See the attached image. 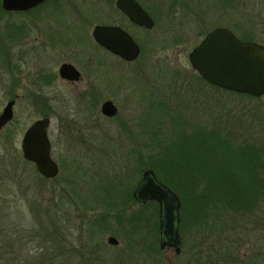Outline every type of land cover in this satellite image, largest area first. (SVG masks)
I'll return each instance as SVG.
<instances>
[{"label":"rangeland","instance_id":"obj_1","mask_svg":"<svg viewBox=\"0 0 264 264\" xmlns=\"http://www.w3.org/2000/svg\"><path fill=\"white\" fill-rule=\"evenodd\" d=\"M160 3L151 0L154 26L149 32L130 28L142 43L131 63L99 49L90 37L92 25L101 20L95 16L86 20L88 12L108 7L111 0H58L53 4L55 9L46 5L39 10L41 18L36 13H0V51H9V64L0 61V110L10 97L15 100L12 118L0 129V264H194L191 257L198 250L212 258H224V252L228 253V263L243 264L246 256L249 264H264V253L252 254V248H264L262 201L250 215H221L206 225H181L178 213L179 253L164 249L140 258L132 252L134 245L128 229L114 225L111 207L100 201L108 198L97 190L99 184L113 195L111 198L119 194V201L127 200L125 212L137 208L127 199L143 169L136 167V161L146 152L143 145L153 120L165 121L166 117L163 107L142 98L147 90L159 92V86L157 91L152 87L160 83L161 77H171L176 72L185 75L182 83L175 78L177 83L167 87L163 83L165 89L160 90L165 97L187 99L185 114L229 119L241 135L246 136V126L253 136H264V95L261 102H243V96L199 86L197 89L190 82L194 71L186 57L214 26H225L235 36L239 32L245 36L249 32L243 31V26L253 20L252 33L264 36V0H230L227 18L219 11L224 1H195L188 14L195 16L192 25L172 24L161 12ZM176 7L169 6L173 8L171 18L181 14ZM245 11L250 15L247 20L243 18ZM6 22L23 24L24 37L19 43L11 45L7 41ZM78 34L82 39H76ZM61 62H70L86 74L72 84L53 80ZM104 67L108 70L106 77L113 81L103 83L97 101L91 102L95 96L88 70ZM43 97L47 102L41 101ZM103 99L116 106V116L102 117L98 109L91 113L92 106ZM202 103L209 105L204 112ZM50 106L54 110L51 115ZM49 115L50 155L61 163L59 172L52 181H30L24 173L20 138L33 120ZM67 162L70 165L66 167ZM78 194L81 200L100 202L80 205ZM98 213L109 216L110 227L91 232L86 221ZM109 235L117 239V245L106 243Z\"/></svg>","mask_w":264,"mask_h":264},{"label":"trees","instance_id":"obj_2","mask_svg":"<svg viewBox=\"0 0 264 264\" xmlns=\"http://www.w3.org/2000/svg\"><path fill=\"white\" fill-rule=\"evenodd\" d=\"M12 34L8 32L9 37ZM242 34L239 32L236 37L243 40ZM134 40L141 48L142 43L136 37ZM1 51L0 61L9 64V59ZM175 78H179L181 83L183 79L186 80L183 73L177 72L171 77H161L160 83L152 87L157 91L156 88L159 86V92L152 94L147 90L142 98L145 101L150 99V102L163 107L166 117L165 121H161L160 118L153 120L148 138L143 145L146 152L136 161V167L152 170L156 179L177 195L181 225L189 223L190 227L197 222L206 225L209 221L214 223L221 215H250L258 202H264V136H261L262 139L253 136L252 131L245 130L246 126L243 128L246 136L241 135L229 119H221L217 116L204 117L203 113L198 117L191 115L192 113L185 114L184 110L188 108L184 102H187V99L176 96L171 99L162 93L165 89L162 84L165 83V87L175 84ZM190 82L197 89L199 86L212 89L214 92L243 96L241 93L208 84L196 72L192 73ZM169 102H178V104L173 106ZM208 106L202 103L201 111L204 112ZM168 112L170 113L167 117ZM22 162L25 166L24 173L30 181L46 182L56 178L45 179L35 171L32 163L24 159ZM97 186V190L108 198L104 201V197L100 201L107 202L106 205L111 207L113 224L128 229L127 235L134 245L132 252L135 257L149 256L155 251L160 252L161 249L157 247L159 236L157 203L154 201L138 203L128 195L127 199L135 203L137 208L125 212V207H128L126 199L119 201V194L111 198L113 195L107 193L104 187L100 184ZM93 201L95 200H81L78 194L80 205L89 206L87 204H92ZM108 217L106 214L98 213L89 216L86 224L91 232L104 231L110 227ZM193 253L191 259L194 264H234L228 263L229 254L225 252L224 258L222 256L212 258L210 254L203 255L200 250ZM262 253L264 248L261 246L252 248L253 256H260ZM249 262L248 257L243 256V264Z\"/></svg>","mask_w":264,"mask_h":264},{"label":"water","instance_id":"obj_3","mask_svg":"<svg viewBox=\"0 0 264 264\" xmlns=\"http://www.w3.org/2000/svg\"><path fill=\"white\" fill-rule=\"evenodd\" d=\"M43 0H0L6 11L26 10ZM116 5L131 21L144 27L152 22L144 17L140 10L128 0H116ZM90 35L95 44L124 61H133L139 55V47L131 36L118 26L95 24ZM190 68L208 84L235 93H248L260 96L264 93V51L255 42L243 41L224 26L212 27L206 31L186 54ZM58 74L68 80L77 79L78 72L70 63H62ZM13 99L5 101L0 110V129L12 118ZM105 115H112L114 107L109 100L101 105ZM48 118L33 120L20 138L22 159L32 163L35 171L45 179H51L58 173L51 159L50 144L47 137ZM132 196L139 202L154 201L158 207V247H173L178 254L179 235L177 232L179 201L177 195L159 182L152 170L141 171L139 184ZM106 243L116 245L117 239L109 235Z\"/></svg>","mask_w":264,"mask_h":264},{"label":"flooded vegetation","instance_id":"obj_4","mask_svg":"<svg viewBox=\"0 0 264 264\" xmlns=\"http://www.w3.org/2000/svg\"><path fill=\"white\" fill-rule=\"evenodd\" d=\"M57 1L58 0H43L42 2L36 4L35 6L29 8V9H26V10H16V11H6V10L2 9L1 4H0V10H1V12L3 14H5V13L6 14L7 13H15V14H27L28 15V14H31V13H33V14L36 13L35 16L37 18H41L43 15H41V11H39V10H41V8H43L44 6L46 7V5H49V7H52V8L55 9L56 7H53V4L56 3ZM128 1L131 2V3H133L140 10V13L144 17L148 18L152 22V25L150 27H147L146 28V27H144L142 25H138V24L134 23L133 21H131L130 18L124 12H122L119 9V7L116 5V0H111V4L108 7L106 6V7H104V9L103 8H100L96 13H93L92 14V13H89L88 12V14H90V15H87L85 19L88 20L91 17L93 18V16H95L96 18H98V19L101 20V23H95V24H107V25L108 24H111V25L118 26L121 29H123L124 31H126L131 36V38L134 40V37H136V36H134V34L132 33V31H130V28L138 29L140 31H144V33L149 32L152 29V27L154 26V18H153L154 12H153V9H152L151 0H128ZM159 1L161 2L160 3L161 12H164L167 15V20L170 21L172 24H174V25H188V24H191L192 25L193 24L192 22L195 20V16L188 15V14L191 13V11H193V9H194V4L193 3L195 1L198 2V0H159ZM223 1H224V6L223 7L220 6L219 7V11L221 10L224 13V16L227 18V17H230V15H228V12H227V11L231 10V8L229 9L227 7V3H229L230 0H221V2H223ZM171 4H176L177 7H176L175 10L178 11L179 13H181L177 18L176 17L175 18H171L172 15L170 14L171 13L170 11L173 10V8H169V6ZM177 8H180V9H177ZM47 9H49V8H47ZM244 13L245 14L243 15V18L246 17L244 19L247 20V16H250V15H247L248 14L247 11H245ZM250 20H251V18H250ZM252 22H253V20L247 21V24L243 26V31H246V32L248 31L249 32V34L245 32L247 35L243 36V41L255 42L256 44H258L259 46H261L262 49H263V51H264V36H258V35H255V34L252 33V31H251ZM95 24H93V25H95ZM93 25H92V27H93ZM4 26H5V31H6L4 35H6L5 37H6L7 41L11 45H14L15 43H19L23 39L24 35H22V28H21L23 26V24H21V26H19L18 24H15V23H10L9 24L8 22H6ZM10 27H13V28H10ZM214 27H216V26H214ZM244 27H245V29H244ZM9 31L13 33L10 37L8 35V32ZM90 32H91V30H90ZM90 37H91V35H90ZM76 39H82L81 35L78 34V37ZM68 40H70V38H68ZM91 40L93 41L92 37H91ZM93 43H94V41H93ZM135 43L137 44L136 41H135ZM95 45L98 48H101L103 51L107 52L108 54L116 57L121 62L131 63V62L134 61V60L133 61H124V60L120 59L118 56L109 53L108 51H106L102 47H99L97 44H95ZM139 52H140V48H139ZM4 54H5V56L9 57V51H8V49H4ZM62 63H70V62H61L60 64H62ZM59 65H58V67H59ZM71 65H73V64H71ZM58 67H57V70H56V75L54 74V76H53V80L54 79L55 80L58 79L60 82H62L64 84L76 83V81H80L82 79V74H84V73L86 74V72H82L84 70L79 71L73 65V67L78 72V77H77V79L68 80L66 78H62V77L59 76V74H58ZM107 73H108V70L105 67H104V70L102 68H101V70L98 69V68H91V69L88 70V74L92 78L91 79L92 82L89 85L91 86V90H92L93 96H95V98H93V99L90 100L91 102L97 101L95 99H97L98 96H99V91H98L99 87L101 85H104L103 83L107 84L111 80V77H106ZM105 78H106V80H105ZM94 81H96V83H94ZM112 81H113V78H112ZM263 95H264V93L261 94L260 96H253V95H250L248 93H243V102H261V97ZM42 99H43V100H41L42 102H47V99L46 98L43 97ZM105 100H109V99H103L100 102V104L93 105L92 106L93 109L91 110V113L93 114V112L98 109L97 111L99 112V115L102 116V117L112 118V117L116 116V114H117V108H116V106L110 100L109 101L112 103V105L114 107V113L112 115H105L101 111V105H102V103ZM14 102H15V100H14ZM97 106H98V108H97ZM51 114H54V110H53L52 106H50V115ZM50 115H49V117L48 116H43V117H47L48 118V124H49ZM128 129H129V127H128ZM130 137H131V135L130 136H127L128 139ZM49 144H50V141H49ZM49 154H50V151H49ZM50 157H51V155H50ZM51 159L53 160L52 157H51ZM53 161L57 165L58 172H59V167H60V164L61 163H58L55 160H53ZM67 165H70V164H68V162H67L66 167H67ZM55 177H53L51 179H54ZM140 177H141V174H140ZM139 181H140V178L137 180V182L134 184V186L132 187V190H131V197L133 198V200H135L138 203H139V201H137L132 196V193H133V190L135 189V187L137 186V184H139ZM177 232H178V225H177ZM178 235H179V233H178ZM161 237L163 238V236L160 235V232H159L158 240ZM108 245H110V244H108ZM112 246H115V245H112ZM179 247H180V236H179ZM164 249H169V250H172L174 252L173 247H171V246H164V248L162 250H164Z\"/></svg>","mask_w":264,"mask_h":264}]
</instances>
